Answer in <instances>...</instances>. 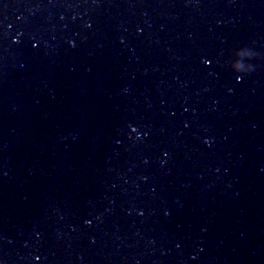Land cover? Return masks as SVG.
I'll return each mask as SVG.
<instances>
[{"label": "water", "instance_id": "water-1", "mask_svg": "<svg viewBox=\"0 0 264 264\" xmlns=\"http://www.w3.org/2000/svg\"><path fill=\"white\" fill-rule=\"evenodd\" d=\"M0 259L264 264V0H0Z\"/></svg>", "mask_w": 264, "mask_h": 264}, {"label": "clouds", "instance_id": "clouds-1", "mask_svg": "<svg viewBox=\"0 0 264 264\" xmlns=\"http://www.w3.org/2000/svg\"><path fill=\"white\" fill-rule=\"evenodd\" d=\"M18 38H19V37L17 36L15 39L18 40ZM245 54H247V53H245ZM236 67H237V68H240V67H242V65L237 64ZM132 131H133V132H137L138 130H137V128H136L135 126H133ZM206 143H211V138H207V139H206ZM165 155H167V153H165ZM86 223L91 224L92 221L89 220V221H86ZM36 259H40V257L37 256ZM0 264H5V261H4L3 259H0ZM136 264H140V262L137 261Z\"/></svg>", "mask_w": 264, "mask_h": 264}, {"label": "snow or ice", "instance_id": "snow-or-ice-1", "mask_svg": "<svg viewBox=\"0 0 264 264\" xmlns=\"http://www.w3.org/2000/svg\"><path fill=\"white\" fill-rule=\"evenodd\" d=\"M209 63H211L210 61H208Z\"/></svg>", "mask_w": 264, "mask_h": 264}]
</instances>
